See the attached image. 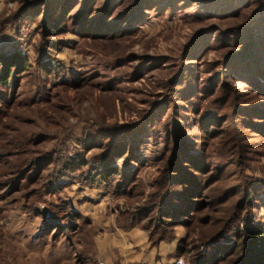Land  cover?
<instances>
[{"label": "rangeland", "instance_id": "1", "mask_svg": "<svg viewBox=\"0 0 264 264\" xmlns=\"http://www.w3.org/2000/svg\"><path fill=\"white\" fill-rule=\"evenodd\" d=\"M26 1L0 0V50L18 51L23 65L0 82V264H146L147 249L132 259L104 238L127 241L131 214L149 205L179 144L213 178L221 174L210 186L203 180V200L228 195L230 205L196 208L156 244L135 226L151 247L161 243L153 264H190L197 236L213 237L230 217L202 251L225 245L244 216L264 223V135L250 129L242 138L226 120L264 100V0H176L174 11L131 17L119 15L122 4L100 29L93 16L107 0H96L87 31L73 10L48 30L42 14L18 19ZM242 33L260 68L225 67ZM246 187L255 202L241 210Z\"/></svg>", "mask_w": 264, "mask_h": 264}, {"label": "trees", "instance_id": "2", "mask_svg": "<svg viewBox=\"0 0 264 264\" xmlns=\"http://www.w3.org/2000/svg\"><path fill=\"white\" fill-rule=\"evenodd\" d=\"M96 0H31L22 4L20 10L16 14L18 19L23 15H29L31 19L38 14H42V27L44 30L49 28L60 27L63 23L66 14L73 10V20L78 24L81 30L87 31L91 26H88V20L92 14ZM123 5L122 11L119 9V15L131 17L137 12H141L143 8L153 7L159 13H163L168 8L174 11L177 8L176 0H107L100 9H97L93 16V24L97 29L107 27V19L112 16L114 9ZM126 5V6H125ZM75 15V16H74ZM115 18V17H114ZM128 19V18H127ZM115 19H113L114 21ZM114 23V22H113ZM95 28V29H96ZM109 28V27H108ZM106 32V31H105ZM240 42V50L234 54H229L225 67L233 61L242 62L245 65L255 64L260 68L262 60L259 55L253 52L252 38L247 33H242L236 37ZM22 54L18 51L13 53H4L0 50V82L7 84L9 78L14 74V70L18 72L23 65L20 66ZM256 66V67H257ZM257 92L264 96V87H259ZM233 117H227L226 120H232L235 123V132L238 136L244 137L250 129H257V132L264 135V100L260 104L253 105L251 108L242 105L239 109H235ZM246 127L247 129H243ZM112 143V142H111ZM111 149L108 154L118 156L119 152ZM186 145L179 144L170 154V160L165 166L164 174L157 183V190L150 195L149 205L140 211H135L131 214L128 228L140 226L148 232V238L152 244H156L162 240H171L174 238L172 226L189 223V219L193 217V211L196 208H207L214 203L221 204L220 206H229L227 202L228 195L218 198H204V179L207 181L208 186L213 182L220 179L221 174L215 176L210 175L209 169H206L207 164L202 160L200 154L197 152H189ZM115 152V153H114ZM129 156V155H128ZM113 157V156H112ZM110 175L119 172L117 170L109 171ZM205 177L202 178L201 177ZM182 189H179L180 187ZM237 191H233L230 195H235ZM245 199L243 200L244 209L245 205L252 204L255 197L249 193V189H244ZM224 199V200H223ZM203 200V201H202ZM255 202V201H254ZM214 206V205H213ZM234 210V209H233ZM223 211V210H221ZM153 215L148 217L150 213ZM155 212V213H154ZM233 211L230 213L229 216ZM239 213L235 211L237 218H240ZM182 216L184 219L182 220ZM235 217H230L226 223L223 224V229L214 234L213 237H207L201 233L197 236L193 249L194 255L190 256V264H264V223H253L247 216L241 218L239 223L241 227L232 232L230 239L226 240L225 245L210 247L202 251L203 246L210 243L212 240L218 241L227 231L228 226L231 224ZM145 219L142 224L141 220ZM224 218L219 220L210 219V223L222 222ZM167 230H171V233ZM233 238V239H232ZM200 244V246H198ZM222 246V247H221ZM192 249V250H193ZM180 251V255L190 252L189 249L184 247Z\"/></svg>", "mask_w": 264, "mask_h": 264}, {"label": "crops", "instance_id": "3", "mask_svg": "<svg viewBox=\"0 0 264 264\" xmlns=\"http://www.w3.org/2000/svg\"><path fill=\"white\" fill-rule=\"evenodd\" d=\"M130 231V232H129ZM128 232L130 233V236L127 238H124L123 240H121L120 238L116 237V233H112V234H108L106 238H104V246L107 245L108 247H112V249H117L118 252L121 251L124 252L125 254L129 255L132 257V259H138V260H144V253H142V251L144 249H147L146 251V264H153L155 262V257L156 254H158L159 256H162L160 252L161 250V243L158 245V249L156 247H151L148 239H147V235H142V234H146V232L137 229V228H132L130 229ZM137 232H141V233H137ZM143 232V233H142ZM129 248H133L136 247L138 248V250L136 252H133L134 250L128 249ZM133 252V253H132ZM165 258H166V253L164 254ZM162 263L165 261L164 258L161 259ZM161 260H158L159 262H161ZM164 260V261H163Z\"/></svg>", "mask_w": 264, "mask_h": 264}, {"label": "built area", "instance_id": "4", "mask_svg": "<svg viewBox=\"0 0 264 264\" xmlns=\"http://www.w3.org/2000/svg\"><path fill=\"white\" fill-rule=\"evenodd\" d=\"M178 264H181L182 263V260L181 259H178V262H177Z\"/></svg>", "mask_w": 264, "mask_h": 264}]
</instances>
